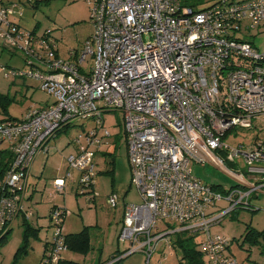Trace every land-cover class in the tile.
Here are the masks:
<instances>
[{"label": "built area", "instance_id": "2783aa9c", "mask_svg": "<svg viewBox=\"0 0 264 264\" xmlns=\"http://www.w3.org/2000/svg\"><path fill=\"white\" fill-rule=\"evenodd\" d=\"M85 1L93 34L69 61L58 56L49 29L39 36L18 27L16 0L0 7L4 47L25 56L26 70L14 76L32 78L53 97L20 120L0 121V151L11 159L0 183V234L23 211L35 156L48 151L56 131L79 119H93L95 127L84 143L74 140L68 168L81 173L82 193L91 190L95 150L109 137L102 115L119 110L131 183L141 202L125 205L118 238L129 248L108 264L135 252H144L149 264L157 243L169 235L152 234L157 221L203 231L198 248L207 264H238L226 254L228 239L210 235L209 228L236 208L257 210L251 201L264 194V130L247 146L224 143L237 128L251 129L250 118L264 121V52L233 35L245 22L246 28L264 23V0H219L204 9L182 0ZM88 56L93 66L86 71L81 63ZM190 163L221 169L233 185L225 192L202 183ZM53 188L63 192L65 179H55ZM115 199L107 200L112 209ZM221 201L228 207L208 215L207 208ZM50 216L55 230L41 264H57L65 250L63 216L55 210ZM261 258L264 264V253Z\"/></svg>", "mask_w": 264, "mask_h": 264}, {"label": "rangeland", "instance_id": "374dc122", "mask_svg": "<svg viewBox=\"0 0 264 264\" xmlns=\"http://www.w3.org/2000/svg\"><path fill=\"white\" fill-rule=\"evenodd\" d=\"M8 4L10 0H0ZM187 5L197 9L212 6L219 0H182ZM18 2L21 17L17 20L18 27L27 32L41 36L47 29L51 31L52 41L56 45L58 56L68 60L70 54L81 55L85 44L93 34V25L90 22L89 6L85 0H16ZM249 23L245 22L241 30L235 32L234 37L244 43H250L257 53L264 52V23L254 28H246ZM1 32V31H0ZM0 37V121L5 118L22 119L29 109L43 108L48 106L53 97L40 90L39 83L32 78L16 77L14 71H24L25 56L19 51L4 47ZM93 66V59L88 56L81 63V68L89 71ZM6 74H9L6 76ZM6 76V77H5ZM49 103V104H46ZM251 129H239L232 131V136L225 140L232 148L238 144L250 145L258 135L261 137L264 130V121L261 117L250 118ZM103 129L107 130L109 137H105L98 150H95L93 162L95 164L93 195L82 193L78 182V171L69 170L68 158L76 154L74 140L80 139L84 143L87 131L95 127L93 119L76 120L66 129L61 128L47 143V152L38 153L30 165L28 178L29 196L24 201L27 217L30 218L31 226L37 229L36 235L27 234V241L23 246L25 228L22 218L17 216L11 225V231L7 238L0 242V264H38L42 259L45 242H50L54 233L53 222L50 220V211H64L62 217V234H74L88 229L89 239L94 249L87 255L72 253L68 250L62 252L70 260L85 264L93 262L96 254L102 256V263H110L116 258L124 256L129 248L128 242L119 241L122 228L123 210L126 204H139L141 197L138 190L131 183V169L127 156L126 137L124 129L123 112L110 110L102 115ZM99 128V126H98ZM97 128V130H98ZM96 130V131H97ZM100 136V135H99ZM98 136V137H99ZM111 156V157H110ZM113 160V161H112ZM112 163V164H111ZM114 167L113 173H110ZM193 175L210 186H221L228 191L233 185L232 179L221 169L211 164L190 163ZM67 172L71 176L68 178ZM66 177L64 192L58 193L53 190L55 177ZM0 176V183L3 182ZM75 181V182H74ZM216 192V191H215ZM27 196V197H28ZM115 196L116 206L112 209L107 200ZM253 205V206H252ZM251 206L257 210L246 207L236 208L233 212L222 218L219 223L209 228L210 235H219L230 240L226 254L236 259L238 264H260L264 253V237L256 238L258 243H243V235L246 228L252 227L257 232H264V194L258 195L256 200L251 201ZM228 207V203L221 201L207 208L208 215L214 216ZM32 213V214H31ZM210 216V217H211ZM38 224H36V222ZM156 230L152 234H169L160 240L149 264H185L181 260L180 250L167 244L168 240L173 243L176 238L184 240L193 232L180 231L177 223L157 221ZM39 226V227H38ZM178 229V230H177ZM194 238L188 242L189 248L198 250L197 246L203 241V233L194 234ZM48 238V240H46ZM46 240V241H45ZM175 247V248H174ZM120 253V254H119ZM41 256V258H40ZM203 262L207 264L204 256ZM147 256L144 252H135L124 258L117 264H146ZM93 262V263H92ZM105 263V264H106Z\"/></svg>", "mask_w": 264, "mask_h": 264}, {"label": "trees", "instance_id": "16d2710c", "mask_svg": "<svg viewBox=\"0 0 264 264\" xmlns=\"http://www.w3.org/2000/svg\"><path fill=\"white\" fill-rule=\"evenodd\" d=\"M29 2L31 3V1H29ZM2 5H5V4H2ZM192 8H193V6H192ZM0 97H2V96H0ZM7 119L16 120L14 118H5L4 120H7ZM63 128L66 129L67 127L64 126ZM10 160L11 159H10V155L8 154V152H6L5 150L0 151V176L3 175L4 172L6 171L7 166L10 164ZM94 168H95V164H94ZM113 171H114V167H113V169L111 170L110 173H113ZM68 173L69 172H67V174ZM78 174H79L78 177L81 176V173L80 172H78ZM67 178L65 177V179H67ZM78 182L80 183V177L78 179ZM83 193H85V194L89 195L90 197H92V195H93L92 194L93 193V189H91L90 191L89 190L88 191H85ZM53 210H54V208L51 209L50 215L52 214ZM21 213L18 216H20ZM60 213H61V216L64 217L63 214L65 212L61 210ZM50 215H48V216H49V218L51 220V216ZM12 223H11V225H12ZM23 225L26 228H25V234H24L23 241H22L23 242V246H22L21 250H23V248L25 247L24 244L27 241V234L28 233L29 234L33 233L34 235H36V232H37V229L31 227V225L29 224V222L27 220H25V219L23 220ZM10 229H11V226L9 228H6L5 229V233H1L0 234V242L2 240H4L5 238H7V235L11 231ZM190 232H192V231H190ZM88 233H89L88 232V229L87 228H84L79 233L63 235L64 236V239L63 240L65 241L64 242V246H65V250L64 251L68 250V251H70L72 253H79L81 255H87L89 253V251L91 250L90 239H89V234ZM199 233H203V231H201L199 229L196 232H193V234H191L190 237L185 238L184 240H182L180 238H176V240L173 243H171V245L177 247L180 250V252L182 254L181 255V258L182 259L181 260L185 261V264H205L203 262V260H201L202 259L201 256H203V255L200 253V250L198 248V246H200V243L201 242L197 246L198 250L189 248L190 245H188V242H190V240L192 239V237L194 238V236H195L194 234H199ZM262 236L264 237V232H262V233L261 232H257L254 228L248 226L246 228L245 232H244L243 240L242 241H243V243H246L247 242L248 244L258 243V241L256 240V238H259V237H262ZM48 243L49 242H45V244H44V249H43V252L41 253L42 254V257H43L44 250H45L46 246L48 245ZM229 245H230V240L228 239L227 249L229 248ZM62 256L63 255H62V252H61V256H60V259H59V261H58L57 264H79V263H77L75 261H72V260L63 259ZM115 258L116 257H114L113 259H115ZM121 260L122 259H120L119 261L115 262V264H117L118 262H121ZM38 264H41V259H40V261H39Z\"/></svg>", "mask_w": 264, "mask_h": 264}, {"label": "crops", "instance_id": "0c3cea01", "mask_svg": "<svg viewBox=\"0 0 264 264\" xmlns=\"http://www.w3.org/2000/svg\"><path fill=\"white\" fill-rule=\"evenodd\" d=\"M2 1H0V6H2V4H4V3H1ZM18 22V21H17ZM19 25V24H18ZM46 104H49V103H46ZM67 174V173H66ZM71 176V175H70ZM55 179H65V177H55ZM54 179V180H55ZM75 182V181H74ZM65 188H66V179H65ZM64 188V189H65ZM28 189V188H27ZM27 192V191H26ZM63 192H64V190H63ZM28 195H27V193H25V196H24V201L27 199L28 200V198H29V196L27 197ZM129 204H134V203H129ZM124 211V210H123ZM32 214V213H31ZM19 217H21L22 218V224H23V220L25 219V220H27L28 222H29V219L31 218H28L27 217V213H26V211H25V207H24V202H23V211H22V213H21V215L19 216ZM36 222V224H38V222L37 221H35ZM29 224L31 225V223L29 222ZM32 227V226H31ZM39 227V226H38ZM34 228V227H33ZM46 240H48V238L46 239ZM45 240V241H46ZM47 242V241H46ZM90 245H91V250L89 251V253H91L90 255H92V250L94 249V247H93V244L91 243V241H90ZM101 253V252H100ZM100 253L99 254H96V257H94V259H93V262H95V260L97 259V264H100L101 262H102V256L100 255ZM63 257V259H67V260H70V258L69 257H67V256H62ZM40 258H41V256H40ZM40 261V260H39ZM73 261V260H72ZM122 261V260H121ZM77 263H79L78 261H76ZM89 262V261H88ZM87 262V263H88ZM92 262V263H93ZM107 262V261H106ZM106 262H104V263H102V264H105ZM87 263H85V264H87ZM89 263H91V260H90V262ZM79 264H81V263H79ZM106 264H108V263H106Z\"/></svg>", "mask_w": 264, "mask_h": 264}, {"label": "water", "instance_id": "95a60500", "mask_svg": "<svg viewBox=\"0 0 264 264\" xmlns=\"http://www.w3.org/2000/svg\"><path fill=\"white\" fill-rule=\"evenodd\" d=\"M254 200H256V197L254 198Z\"/></svg>", "mask_w": 264, "mask_h": 264}]
</instances>
